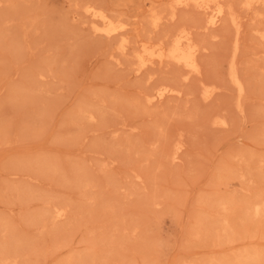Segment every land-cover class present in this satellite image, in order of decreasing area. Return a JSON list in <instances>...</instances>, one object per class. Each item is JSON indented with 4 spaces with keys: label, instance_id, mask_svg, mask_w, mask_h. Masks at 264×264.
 <instances>
[{
    "label": "rangeland",
    "instance_id": "1",
    "mask_svg": "<svg viewBox=\"0 0 264 264\" xmlns=\"http://www.w3.org/2000/svg\"><path fill=\"white\" fill-rule=\"evenodd\" d=\"M150 1L0 0V264H264V3L225 2L239 98L234 27L153 0V28ZM91 4L129 28L125 53ZM180 28L199 72L136 73ZM162 85L178 93L148 102Z\"/></svg>",
    "mask_w": 264,
    "mask_h": 264
},
{
    "label": "bare ground",
    "instance_id": "2",
    "mask_svg": "<svg viewBox=\"0 0 264 264\" xmlns=\"http://www.w3.org/2000/svg\"><path fill=\"white\" fill-rule=\"evenodd\" d=\"M169 1L171 3L169 6V10L171 8V10L173 11L175 6L178 7L180 6L179 8H182V6L185 7L187 6V9L189 6H191L195 9V11H199L204 16L205 28H210V27L213 28L219 22L221 23L225 21H228L229 24H231L234 27L236 38L234 43V52H233L234 56H233V60L230 62V70H231L232 82L235 88L237 89L238 97L240 98L242 94H244L243 92L245 91V87L238 78L234 57L238 49V40H239L238 34L240 31V30L238 31V29H239V20L241 18L239 19L235 15L237 12L234 14L230 3L231 1L228 4L225 3L226 0H169ZM162 3L153 0L150 1V5L153 9L150 10L151 12L149 11L150 12L149 17L150 16L152 17V19L151 18L150 19L152 20L151 26L153 28L157 27V22L158 20H160L161 13L164 12V10L160 9L159 7ZM240 3L242 7L244 8L247 7L246 9L248 8L250 9V7L251 8L253 7V5L260 6V4L264 3V0H241ZM92 5L94 4L84 5L83 7L84 9L83 13L85 12L84 13L86 14L85 16H88L90 18V20L89 19L88 20L91 23V24L89 23V25L91 26L92 30L97 34L104 36V38L108 37V39L112 38V39H117L118 41V38L120 37L117 49L119 50L120 53H125L126 45L129 43L130 40L128 36L129 28H126V26L124 24H121V22L119 23L115 21V19L113 18L111 19L110 16H107L105 13H103L101 9H97L95 5L94 6ZM155 6L159 8H156ZM173 18H174V14L172 13L171 19ZM117 36L118 38H116ZM169 37H171V39L170 42L166 40L167 43L169 42L167 46H166L167 43L163 45L165 43L164 42L165 40L162 41L163 39L162 40L160 39V42L155 45L153 44L150 45V43H147L146 41L144 42L143 45L140 43L142 46L139 48V50L137 51L135 50L133 55L136 61V69H135L136 73L147 68L149 65H153L155 63H160V62H169V63L177 64L182 68L186 69L188 73L199 72L197 55L200 52L201 48H199L196 45V43L193 41L190 31L184 28H180L177 31H175L174 34L168 36V38ZM135 48L137 49V47ZM177 93L178 92L176 90L170 87L164 85L158 86L155 88L153 94L150 97L148 96L149 97L148 102L159 101L162 100L166 95L168 96V94L174 95ZM211 95H212V90L207 91L204 94V98L206 99L210 98ZM89 119H92V116H90ZM262 212L263 211L262 209H260V207L258 206L253 207L254 216L257 217L260 214H262ZM62 215L63 214L61 211H57L55 213L56 217H60Z\"/></svg>",
    "mask_w": 264,
    "mask_h": 264
}]
</instances>
